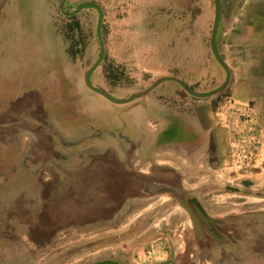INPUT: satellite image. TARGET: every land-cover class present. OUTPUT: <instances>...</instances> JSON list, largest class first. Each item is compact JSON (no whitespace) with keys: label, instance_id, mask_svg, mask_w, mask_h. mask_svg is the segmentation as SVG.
I'll return each mask as SVG.
<instances>
[{"label":"rangeland","instance_id":"374dc122","mask_svg":"<svg viewBox=\"0 0 264 264\" xmlns=\"http://www.w3.org/2000/svg\"><path fill=\"white\" fill-rule=\"evenodd\" d=\"M62 1L6 0L0 7V97H23L39 90L45 96L42 102L46 103L51 116L49 124L56 123L59 130L74 133L71 138L77 143L72 141V147L78 152V159L93 157L94 166L87 169L90 174L98 171L107 175L111 187H119L122 191L110 193L108 200L95 199L94 207L97 204L100 210H94L106 211L103 215L95 214L90 222L68 224L53 233L48 230L50 233L43 235V242L39 238L40 242L35 241L34 234L39 235V232L31 221L33 230L27 256L25 248L24 255H21L22 250L16 243L8 264H96L106 259L119 260L122 264H264V131L257 126L256 119L252 122L254 129H259L257 139L260 142L254 143L258 156L253 166H246V162L238 163L236 167L232 165L230 138L233 135L223 128L229 134L227 164L217 170L203 167L198 174L208 175L210 180L189 185L192 190L187 191L182 181L185 168L155 162L177 159L185 146V119L175 113L176 105L169 96L177 87L183 96L186 91L179 83L166 81L146 99L137 100L140 104L135 106L137 101L115 104L89 89L83 71H88L100 55L96 36L98 13L93 9L83 10L71 20L61 10ZM90 1L99 3L104 10L107 59L103 63L113 65L130 78L122 86H110L101 65L92 81L116 98L127 99L148 89L159 79L161 72L197 85L207 83L204 75L211 66L210 61L214 67L222 68L211 60V50L207 46L214 22L212 0H68L65 11L71 12ZM56 5L58 23L68 31L75 44L74 60L81 74L77 75L76 82L72 68H66V56L55 36L52 16L57 12ZM257 22L254 39H259L264 47V18L257 19ZM22 43L27 54L23 57L27 61L23 69L17 62L9 61L22 57L8 58L9 51L18 50ZM55 74L63 81L60 94H71V103L60 104L54 99L57 94L54 95V91L58 90L56 82L59 81L53 78ZM228 96L230 94L225 90L212 98L220 128L218 113ZM65 115H71L72 120L66 119ZM138 123L148 124V131L157 136L158 142L148 155L141 152L142 155L131 153L130 158L124 157L127 160L125 167L120 151L123 141L135 145L140 139ZM22 124L20 120L0 125V144L29 149L23 135H14ZM171 140L176 143L169 144ZM22 154L24 151H12L5 153L4 157L16 162ZM30 154L35 159L48 156L41 151ZM78 159L74 155L62 164L71 168L78 165ZM50 170V167H41L37 175L52 179ZM77 170L76 179L80 182L84 183L91 176L88 172V175L81 174L85 170L82 167ZM30 171L34 173L32 168L26 172L32 175ZM66 171L64 168L61 173ZM146 182L181 189L186 198L192 195L193 202L199 203L209 216L221 219L223 224L214 225V233L205 229V238L199 240L188 213L169 195L145 193ZM95 184H99L98 180ZM4 186H8L11 196L9 211H27L28 206L34 211L36 199L17 198L22 183L0 184V190ZM39 201L42 211H55L59 202L53 194L49 199L42 197ZM78 202L65 199L62 205L68 209L76 203L79 205ZM82 203L83 208L90 206L89 200L83 199ZM45 219L52 221L53 217L46 215ZM161 242L168 244V252L164 250L163 255L157 252ZM152 250L156 255L149 257L147 252Z\"/></svg>","mask_w":264,"mask_h":264},{"label":"crops","instance_id":"0c3cea01","mask_svg":"<svg viewBox=\"0 0 264 264\" xmlns=\"http://www.w3.org/2000/svg\"><path fill=\"white\" fill-rule=\"evenodd\" d=\"M5 1L6 0H0V7L4 5ZM221 1L222 20L217 43L220 54L232 73L231 82L226 90L230 94L229 97L233 98L237 104L246 107L243 111L244 114L247 112L249 114V119H256L255 122L257 126L260 127L263 132L264 47L259 43V39H254L253 31L255 24L258 23L257 19L264 18V0ZM55 8L57 12L52 16L56 29L55 36L59 38V46H61V50L64 51L66 56V68H72L71 72L74 73L73 78L76 82L77 75L80 74L79 65L77 61L71 58L68 53L67 42L65 39L62 40L61 34L57 29L59 10H57V5ZM23 46L24 43H22L21 48H18V50H11L8 53V58L14 55L22 57L18 58V60H9L11 63L17 62L21 69H23L24 63L27 62L23 58L27 55ZM209 50H211V47ZM209 64H211V66H208L204 76L206 78L212 75L213 85L201 84L202 90H197L199 92L211 91L215 89L214 83L219 84L222 81L223 74L221 69H219V67H214L211 61ZM86 72L87 71H83L84 77ZM159 76L163 77L167 75L161 72ZM200 76L201 75H199V77ZM53 78L59 80L56 82V88H58V90L56 92L54 91V95L57 93L54 99L60 104L71 103V94H60V90L63 88V81H60V75L55 74ZM225 79L226 75L222 84ZM188 85L191 87L192 84L188 82ZM44 94L46 95L45 90ZM73 96L76 97L75 95ZM44 97L45 96L42 95L39 90L26 93L23 97H0V125H5V123L9 121H23L20 128H17L14 132V135H23L22 139L29 144V149H22V147L19 148L14 145L0 144V177H2L0 179V184L4 185L20 182L23 187L22 189H18L17 198H19V200L29 201L32 197L34 200H37V206L34 211H30L28 205L27 211H9L8 201L11 196L8 191V186H4L2 190H0V208L3 209L0 211V220L2 221L0 222V264H8V258L9 260L13 258V247L16 243L19 248H21L20 250H22V252L20 250H18V252L24 255L23 250L25 248L27 256L30 249V233L31 230H33V227L30 225L31 221L35 224L34 229H37V232H39V235L34 234L37 238L35 241L40 242L38 240L39 238L43 242L45 240L43 235L50 233L48 230L53 233L55 229H59L68 224L90 222L92 216L95 214L103 215L106 211H95L100 210L97 204L96 208L94 207L93 203H95V199L108 200L110 193L122 191L119 187L118 189L111 187L110 182H108L109 178H105V180L93 178V172L90 174L91 172L87 170L94 166L93 157L78 159V152L72 147L74 146L72 141L77 143V140L75 141L71 138L74 133L72 131L59 130L56 123L54 125L49 124L51 116L47 111L46 103L42 102ZM147 97H145V99ZM169 97L170 99L172 98V103L176 105L175 109L177 112L175 113L179 117L182 116L185 119V135L187 138H185L183 142L185 146L182 148L181 155L178 156L177 159L166 158L162 161L155 162L164 164L165 166L178 165L182 170L185 168V174L182 173V177H185L182 181L185 183L186 190L191 191L192 189L189 188V185L204 184L210 180V176L198 174L199 170L203 169V167L217 170L227 164L229 159V134L223 127L220 128L217 126L215 109L212 107V98L214 97H211V99H202L193 97L187 93L183 96L178 87L172 89ZM139 102L140 101L134 103L136 104L135 106L139 105ZM181 109H183V111H181ZM65 118L72 120L71 115H65ZM243 119H245V117H243ZM138 124V135H140V139L136 144L130 145L131 143L122 140L123 148L120 152H122V160H124V162L121 161L125 167L127 166V160L126 158L124 159V157H127V159L130 158L131 153H134V155H142L141 152L144 155H148L154 151L155 143L158 142L157 136L152 135V133L148 131L146 127L148 124ZM173 140H171L169 144L176 143V141ZM86 142H88V140H86ZM12 151H21V153L24 151L25 154H22L16 162L8 161L4 155ZM37 151L48 153V156L45 157L41 155V159L31 157L32 154L30 153ZM74 155H76L79 160L77 166H72L70 168L68 165L62 164V162L68 161ZM49 159L52 160L50 161ZM46 166L52 169L50 170V173L52 171V179H45L37 175V173H40L39 169ZM78 167L85 169L80 172L81 174H87L88 172V174L91 175L84 183L76 179L79 174L77 170ZM31 168L34 170V173L30 171V173H33L32 175L26 172L27 170H31ZM64 168L68 171L62 174L61 172ZM3 169H5V171ZM22 169H26V171ZM14 176L18 178L15 180ZM2 179L4 180L3 182ZM96 180L99 182L97 185L95 184ZM52 194L56 200H59L55 205V211H42L39 200L42 197L49 199ZM65 199H73L80 202H78L79 205L76 203L75 206H70L68 210L66 205H62ZM83 199L89 200V207L86 205V207L83 208V203L81 204V200ZM46 215L53 217V220L47 221L45 219ZM158 249L157 252L163 255L166 253L164 250L168 249V244L161 242L158 244ZM21 262H23V259H21ZM154 264L162 263L157 262Z\"/></svg>","mask_w":264,"mask_h":264},{"label":"water","instance_id":"95a60500","mask_svg":"<svg viewBox=\"0 0 264 264\" xmlns=\"http://www.w3.org/2000/svg\"><path fill=\"white\" fill-rule=\"evenodd\" d=\"M68 0H63L61 3V10L66 16H74L76 14H79L83 10L93 9L96 10L98 13V20L96 25V36L100 45V55L98 60L88 69V71L85 74V84L86 86L91 89L92 91L96 92L97 94L105 97L109 101L115 103V104H130L133 103L139 99H142L144 97H147L151 92H153L159 85L166 81H174L181 85V87L186 91L187 94L196 97V98H211L216 95H219L223 93L229 86L231 82L232 73L227 65V63L222 58L218 43H217V37L220 29V24L222 20V1L221 0H214V6H215V15H214V22L212 26L211 36H210V46L211 51L214 56V58L217 60V62L221 65V67L226 72V79L224 83L219 86L216 89H213L208 92H198L195 91L193 88H191L187 83H185L183 80H181L178 77L173 76H165L161 77L158 80H156L148 89L141 91L139 93L133 94L131 97L127 99H118L114 95H112L108 90L96 86L93 81L92 77L94 73L99 69V67L102 65V63L105 60L106 54H107V48L106 43L103 35V27H104V10L102 6L94 1L90 2H84L80 4L76 9H74L71 12L65 11V5ZM145 193L149 195H169L171 196L177 204L184 209L192 222L194 232L199 240H203L205 238V228L209 229L210 231H214V225H221L223 224V221L221 219H215L211 216H209L201 207V205L197 202H188L185 199V195L182 193L181 189L164 183H158V182H146L145 183Z\"/></svg>","mask_w":264,"mask_h":264},{"label":"built area","instance_id":"2783aa9c","mask_svg":"<svg viewBox=\"0 0 264 264\" xmlns=\"http://www.w3.org/2000/svg\"><path fill=\"white\" fill-rule=\"evenodd\" d=\"M242 107L243 105L237 104L233 98L228 96L222 111L218 113L219 124L226 128L229 134L233 135V137L230 135V153L231 163L235 167L238 163L244 162L247 163L246 166H253L252 163L258 156L254 143L260 142L257 139L259 131L254 129V122L249 119V114L247 112L244 114L243 111L246 107ZM147 253L151 257L155 254V250Z\"/></svg>","mask_w":264,"mask_h":264},{"label":"trees","instance_id":"16d2710c","mask_svg":"<svg viewBox=\"0 0 264 264\" xmlns=\"http://www.w3.org/2000/svg\"><path fill=\"white\" fill-rule=\"evenodd\" d=\"M212 1H213L212 2L213 9H214V12H215L214 0H212ZM77 15L78 14H76L74 16H67V17H68V19L74 20V19L77 18ZM77 26H78V28H80V24L79 23H78ZM70 27H71V25H70ZM70 27H68V28L70 29ZM57 29H58L59 33L64 37L65 41L67 42L68 53L70 54L71 58L74 60L75 59V55H76L77 52L75 50V44L73 43L72 37L70 36V34L68 33V31L66 29H63V28L60 27L59 23H57ZM207 46H208V48L211 47L210 46V36L208 37ZM211 56H212V60L217 62V60L214 58V56L212 54V51H211ZM105 59H107V56L105 57ZM217 64H219V63L217 62ZM102 66H103L104 75H105L106 80H107V82H108V84L110 86L111 85H120V86H122L123 84L126 83V81L130 80V78L127 77L123 72H120L118 69H115L113 67V65H108L106 63H102ZM219 66H221V65L219 64ZM220 69H221V72L223 74V77H222V81L219 84H215L214 83V88L215 89H216V87L218 88V86H221V84H222V82H223V80L225 78V75H226L225 70L222 69V68H220ZM205 79H208V80H207V83H204V84H206V85L212 84L213 85V77H212V75H210L209 77H206ZM201 84L202 83H197V85H191V88H193L195 91L202 90ZM186 199H187V201H190V200L194 199V197H192V195H189L188 198H186ZM96 264H122V263L119 260L106 259V260H104L102 262H99V263H96Z\"/></svg>","mask_w":264,"mask_h":264},{"label":"bare ground","instance_id":"6f19581e","mask_svg":"<svg viewBox=\"0 0 264 264\" xmlns=\"http://www.w3.org/2000/svg\"><path fill=\"white\" fill-rule=\"evenodd\" d=\"M93 178L105 180V178H108V176L107 175L100 174V172L97 171V172H94L93 173Z\"/></svg>","mask_w":264,"mask_h":264},{"label":"flooded vegetation","instance_id":"af4514ba","mask_svg":"<svg viewBox=\"0 0 264 264\" xmlns=\"http://www.w3.org/2000/svg\"><path fill=\"white\" fill-rule=\"evenodd\" d=\"M185 199H186V196H185ZM187 200V199H186ZM195 201V200H194ZM188 202H193V200H190V201H188ZM204 226V228L206 229V230H208V231H210L209 229H207L206 227H205V225H203ZM211 233H214L215 231H210Z\"/></svg>","mask_w":264,"mask_h":264}]
</instances>
